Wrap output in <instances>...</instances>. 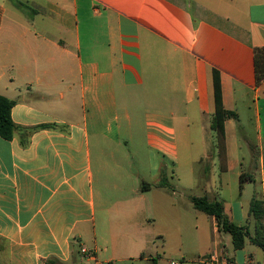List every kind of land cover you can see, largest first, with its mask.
I'll use <instances>...</instances> for the list:
<instances>
[{
    "label": "crops",
    "instance_id": "obj_1",
    "mask_svg": "<svg viewBox=\"0 0 264 264\" xmlns=\"http://www.w3.org/2000/svg\"><path fill=\"white\" fill-rule=\"evenodd\" d=\"M21 1L23 18L12 12L16 19L4 27L9 10L0 0V40L7 42L0 47L6 51L0 60L20 69L23 78L0 83V94L16 101L12 118L23 127L12 139L0 136V264H113L151 258L148 234L157 221L152 210L178 222L181 216L173 180L181 178L178 147L192 123L187 115L176 114L172 100L180 90V105H192L198 117H210L199 131L202 144L206 130L217 134L212 127L214 69L221 74L225 108L237 113L225 122L227 162L222 170L229 172L232 166L230 132L237 130L242 111L249 112L259 142L264 199V82L256 84L254 58V47L264 46V0H244L242 11L225 3L234 0L220 6L197 0ZM17 19H23V28L18 29ZM159 84L163 94L172 92L163 95L172 106L167 119L160 110H147L148 129L160 144L151 146L154 180L144 181L152 186L143 190L129 147L136 138L138 112L121 103L123 96L134 103L149 98L141 95L143 87L151 93ZM202 84L208 86L203 90ZM210 170L206 181L201 179L202 195L218 200L212 194L214 167ZM163 175L172 189L159 186ZM247 175L245 180L256 185V174ZM229 181L222 180L227 189ZM146 191L155 198L150 213ZM223 203L233 221L249 224L253 232L250 206ZM213 220L208 263L264 264V250L250 240L231 256L227 234Z\"/></svg>",
    "mask_w": 264,
    "mask_h": 264
},
{
    "label": "rangeland",
    "instance_id": "obj_2",
    "mask_svg": "<svg viewBox=\"0 0 264 264\" xmlns=\"http://www.w3.org/2000/svg\"><path fill=\"white\" fill-rule=\"evenodd\" d=\"M5 1L9 13L7 15V20H5L4 27H8L12 24V18L16 19L12 15V12H15L20 16L22 15L21 17L23 18V2L21 0ZM197 1L205 2L210 6H220L222 2H225L223 0ZM225 3L235 5L241 11L245 6L244 0H234L233 2ZM21 22H23V19H17L18 25L16 26L18 29L23 28ZM11 42L12 44L14 43V41ZM5 44H7V42L0 40V47ZM5 54L6 51L0 48V56H5ZM18 71L20 72V69H11L10 66H5L3 61L0 60V83H6V81L13 77L17 79V82L23 81V78ZM206 86L208 85L202 84L201 88L204 90ZM177 87L179 86L177 85ZM151 90L153 92L144 93L143 87L141 95L149 94L150 97L148 98L144 95L141 99H138V103H134L135 100L132 101L131 99L126 101L124 96L122 97L121 104L123 106H126L124 103L126 102L129 109L133 108L138 112V117H135L136 121H134L138 128V130H136V138L129 145L130 150L137 161L133 166V171L141 174L138 179L139 186H142L144 181L152 182L154 180L152 179L149 170L150 151L152 150L151 146H156L159 142L156 141L154 135L150 134L152 133L151 130L149 131L150 128L148 129L147 119L150 118V116L147 117V110L151 109L152 112L160 110L165 113V119H167L171 106L177 102L176 106H172V108L176 110V114L181 117L184 114L187 115L190 117L189 121L192 123L190 124V131L187 132L186 137H183V140L178 147L180 164L177 170L180 172L181 178L173 180L174 185L177 186V198L181 209L179 212L181 215L180 221H176L174 217L167 219L166 217L168 215L165 217L161 214L157 216V211L152 210V218H157V221L154 222L153 220L154 224L150 226L153 231H151V234H148V245L153 254L152 257L149 259L137 258L133 261L130 260L125 262L115 261L113 264H153V258L158 259V264H210L205 255L207 250L212 246L213 237L215 235L214 220L212 216L196 209L191 199L193 196H201L203 194L200 185L201 179L206 181L205 178H207L212 167H214V171L212 170L211 177L214 178V182H216L212 188V194L215 195L218 200L225 201L227 207H231L234 202H237L238 204L242 202L245 204V207L248 208L255 187V191H261L259 142L256 139L251 115L249 112L243 113L244 111H242L241 120L237 121V130L230 132L231 145L229 150L232 166L229 172H223L222 162L219 156V140L217 134L213 132V130H206L203 133L204 143H201V132L199 131L203 125L205 126L208 123L210 117H198L194 106L189 105L187 107L185 105H180L181 99L184 95L180 90L176 94L177 99L172 100L171 106H169L167 101L164 103L163 95L170 96L172 92L163 94V92L166 91L162 90V84L156 85L155 90L152 88ZM241 108L244 110L243 107ZM123 135H126V125L123 130ZM152 138H154V140ZM205 140L207 143H205ZM202 158L204 159L201 163L200 160ZM241 172H245V176H248V173L253 174V176L256 174L255 176L259 178L256 185L249 180H244L243 189H241ZM169 174H174L172 168L170 169ZM226 177H229L230 189H227V185H222V180L223 178L226 179ZM135 181L136 180L134 179L131 184L132 186H135ZM129 188H131V186L128 187V191ZM145 193L147 198L146 203L150 213L151 206L155 203V198L153 192L146 191ZM115 196V198H123L125 195ZM177 226H179L178 229ZM160 232L165 234L164 238L159 236ZM156 233L157 235H154ZM225 236L228 237L225 244L227 245L229 254L232 256L235 251L234 246L230 241V236L228 234ZM248 249L261 251L257 246H249ZM102 264L109 263L102 262Z\"/></svg>",
    "mask_w": 264,
    "mask_h": 264
},
{
    "label": "trees",
    "instance_id": "obj_3",
    "mask_svg": "<svg viewBox=\"0 0 264 264\" xmlns=\"http://www.w3.org/2000/svg\"><path fill=\"white\" fill-rule=\"evenodd\" d=\"M255 58V78L256 84L261 85L264 82V46L254 47ZM213 84L215 96V113L213 117L212 127L217 131L219 140V156L222 165L227 162V146H226V130L225 122L228 118L236 117L237 113L228 110L223 102V90L221 83V74L218 70H213ZM16 101L0 94V136L5 139H12L17 130L23 127L17 125L12 118V109ZM42 125L41 127H46ZM244 173L241 174V183L244 182ZM152 184L144 182L142 189L151 188ZM159 186L169 187L172 189L167 175H163L160 179ZM193 205L199 211L215 217L219 231L229 234L232 238L234 248L240 249L245 247L247 240L261 247L264 250V199L261 191H255L250 202L249 216L253 219L254 230L250 229L249 224L239 225L231 219L225 212V206L221 200H211L208 195L193 196ZM53 264H63L58 260H51ZM153 264H158V259H152Z\"/></svg>",
    "mask_w": 264,
    "mask_h": 264
},
{
    "label": "built area",
    "instance_id": "obj_4",
    "mask_svg": "<svg viewBox=\"0 0 264 264\" xmlns=\"http://www.w3.org/2000/svg\"><path fill=\"white\" fill-rule=\"evenodd\" d=\"M210 259H211L212 262H216L217 261V255H216V253H212L210 255Z\"/></svg>",
    "mask_w": 264,
    "mask_h": 264
}]
</instances>
